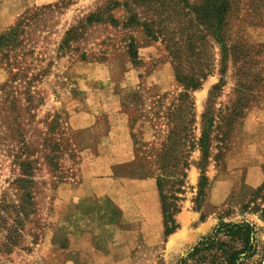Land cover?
I'll use <instances>...</instances> for the list:
<instances>
[{
  "label": "rangeland",
  "instance_id": "374dc122",
  "mask_svg": "<svg viewBox=\"0 0 264 264\" xmlns=\"http://www.w3.org/2000/svg\"><path fill=\"white\" fill-rule=\"evenodd\" d=\"M108 1L36 0L10 23L0 21L1 35L22 19L19 45L11 51L0 47V202L4 196L19 201L21 191L13 182L22 175L18 164L28 161L33 203L17 242L5 245L13 217L6 229L0 228V264H176L221 220L253 223L258 248L264 249V187L258 192L264 185V53L256 57L259 65L249 64L251 74L261 73L262 80L252 83L260 98L244 110L220 160L210 156L206 161V184L199 193L203 163L195 141L209 92L223 75L219 47L214 46L213 71L191 93L190 128L189 116L181 112L180 123L173 108L182 87L175 77L171 48L161 38L147 36L141 27H121L130 12L154 19L157 12L146 3H131L129 10L119 6L104 16L118 25L84 23ZM235 6L233 30L242 27L247 42L263 44L264 13L257 12L263 9L256 10L252 0H237ZM79 21V37L62 46L65 32ZM241 63L227 62L225 85L214 108L234 100L235 72ZM11 72H19L20 78L10 81ZM120 115L128 118L125 153L127 141L118 119H113ZM173 127L179 134L187 127L185 145L177 140L166 144ZM193 140L175 215L179 228L164 237L151 193L147 191L145 206L138 197L124 199L129 190L125 192L112 175L156 180L162 171V144L169 148L168 164L178 167L176 159ZM170 185L164 183L166 195L172 192ZM125 204L144 217H125Z\"/></svg>",
  "mask_w": 264,
  "mask_h": 264
},
{
  "label": "trees",
  "instance_id": "16d2710c",
  "mask_svg": "<svg viewBox=\"0 0 264 264\" xmlns=\"http://www.w3.org/2000/svg\"><path fill=\"white\" fill-rule=\"evenodd\" d=\"M237 0H109L105 9L91 13L83 20L86 24L99 23L107 21L113 25H118L111 18L106 17V13L112 9L122 6L129 10L131 3L136 5L148 4L152 12H157L156 19L147 17L140 18L137 13L130 12L128 18L121 23L122 28L131 26L141 27L145 34L154 39L161 38L166 48H171L172 65L175 71V77L182 91L176 96L177 104L175 107L176 119L181 123V112L189 117L186 125L191 128L194 123L193 102L191 93L198 89L202 81L214 69L215 53L214 46L217 45L220 51L221 73L217 84L210 92L207 106L201 114L200 136L195 141L201 151V179L198 184L199 193H202L206 177L204 167L210 156L215 160H220L221 155L228 147V139L231 136L234 126L239 124L243 118L244 110L249 104L259 100V95L255 93L252 83L258 84L260 72L258 75L251 74V63L259 65L258 57L264 53L263 44H250L241 35L242 27L233 30L231 17L236 11ZM255 1V9L258 13H264V0ZM157 4L153 7L151 4ZM234 9V10H233ZM129 12V11H128ZM237 12V11H236ZM235 12V13H236ZM22 19H18L4 34L0 35V47H8L9 51L18 46L19 38L22 35ZM82 21L70 27L65 32L62 40V46L68 47L69 42L74 41L80 35ZM177 31H174L176 30ZM177 35V36H176ZM128 50L134 55L132 44H128ZM6 57L7 66L13 62L11 58ZM14 57V56H13ZM244 59L241 61V59ZM242 62L238 65L234 79L236 88L233 92L236 94L230 104H225L219 108H214V99L218 97V92L224 87V71L227 68V62ZM261 70L262 68L259 67ZM19 72H11L10 81H17L20 77ZM22 75V74H21ZM26 77V76H24ZM250 78V81L248 80ZM246 79V80H245ZM243 81H247L244 84ZM9 83V81H8ZM7 83L3 84V87ZM184 125V122H183ZM175 127L170 130L166 138V144L171 140H177L181 145L187 141L188 134L184 133L187 127L180 129L182 134L175 132ZM165 143L162 144L159 159L162 163L161 176L155 180L160 209L162 215L163 236L167 237L179 228L175 220V215L180 211V194L183 193L185 185L186 169L188 167V153L194 149V140L183 150V155L176 159L178 163L177 170L175 165H169L166 160V153L169 148ZM215 149V153L212 152ZM21 168V176L13 182L14 186L21 191V197L17 203L8 200L5 196L0 202V228L6 229L8 219L13 217V229L7 238L6 246L13 245L22 237V228L28 217L33 213L32 194L29 190L31 179V168L28 161H21L18 164ZM167 165L169 169L167 168ZM168 173L171 176L167 175ZM175 173V175H174ZM167 176V177H166ZM137 177H142L137 175ZM146 177V176H145ZM168 177H171L169 179ZM166 181L171 183L172 192L166 195L163 187ZM264 185L261 186L258 192ZM256 257V258H255ZM264 264V249L260 250L257 245V230L250 221L241 219L238 221H220L213 229L202 236L191 248L186 256L181 257L176 264Z\"/></svg>",
  "mask_w": 264,
  "mask_h": 264
},
{
  "label": "crops",
  "instance_id": "0c3cea01",
  "mask_svg": "<svg viewBox=\"0 0 264 264\" xmlns=\"http://www.w3.org/2000/svg\"><path fill=\"white\" fill-rule=\"evenodd\" d=\"M36 0H0V21L2 22L3 25H6L10 23L15 16L19 15L25 8L28 6H32L36 4ZM114 121L118 119V123H120V127L122 129V133L124 134V140L125 142L127 141L126 138H128V118L127 116H114ZM125 150L123 153H125L128 149V141L126 144H124ZM112 164L108 166V170L112 171ZM113 176V181H115L120 187L125 188V192L129 190V195L126 193L124 196V199H131L138 197L139 199H142V203L145 204V199L147 196V191L151 193L152 196V204L155 205L156 209H159V213L161 214V209H160V202H159V197H158V192L155 184V180L151 176H146V177H130V176ZM129 202V201H128ZM131 202V201H130ZM116 204V203H115ZM132 204V202H131ZM117 205V204H116ZM127 207L125 208V211L128 214H125V217H138L142 218L144 217L143 214H141V211H138V214H135L134 211L131 209L128 210L129 206L128 204H125ZM117 207L120 209V206L117 205ZM128 210V211H127ZM147 211V206L146 209ZM143 210V211H145ZM133 213V214H132ZM162 217V215H160Z\"/></svg>",
  "mask_w": 264,
  "mask_h": 264
}]
</instances>
